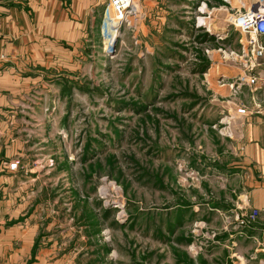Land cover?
<instances>
[{"label": "rangeland", "instance_id": "obj_1", "mask_svg": "<svg viewBox=\"0 0 264 264\" xmlns=\"http://www.w3.org/2000/svg\"><path fill=\"white\" fill-rule=\"evenodd\" d=\"M250 4L147 0L113 42L100 26L60 63L13 74L0 216L35 232L27 264H226L218 241L236 218L211 208L233 210L244 186L262 39L234 23Z\"/></svg>", "mask_w": 264, "mask_h": 264}, {"label": "crops", "instance_id": "obj_2", "mask_svg": "<svg viewBox=\"0 0 264 264\" xmlns=\"http://www.w3.org/2000/svg\"><path fill=\"white\" fill-rule=\"evenodd\" d=\"M104 5L105 0H14L1 3L0 98L10 91L15 72L36 63H60L68 52L82 47L88 33L99 32ZM260 37L261 44H264V36ZM263 61L264 56L252 63L256 71L250 76L257 81L251 84V112L242 139L243 161L238 167L244 186L236 193L233 210L211 208L222 218H227L229 213L236 217L258 212L256 222L250 228L237 229V223L232 222L236 230L230 234L221 230L218 243L225 251L226 264H264ZM3 140L0 138V209L5 208L8 213L12 207V195L8 200L2 194L12 193V184L8 190L3 161L12 159L13 145L4 148ZM9 173L12 179L13 174ZM2 218L0 216V264H27L33 255L35 232L17 226L4 227L6 222Z\"/></svg>", "mask_w": 264, "mask_h": 264}, {"label": "built area", "instance_id": "obj_3", "mask_svg": "<svg viewBox=\"0 0 264 264\" xmlns=\"http://www.w3.org/2000/svg\"><path fill=\"white\" fill-rule=\"evenodd\" d=\"M14 0H0V4L11 2ZM147 0H105V9L101 22V32L104 42L114 41L122 28L131 27L140 20L142 7ZM241 33L249 34L254 38L264 36V0H257L250 6L245 13L239 15L234 23ZM115 31V35H113ZM110 42V43H111ZM255 59L264 56V44L255 42L253 48ZM256 78L250 79V84H255ZM240 114H246V110L241 108L238 110ZM16 168V165H12ZM258 216L257 211H253L246 215H237V229L250 228L256 222Z\"/></svg>", "mask_w": 264, "mask_h": 264}]
</instances>
